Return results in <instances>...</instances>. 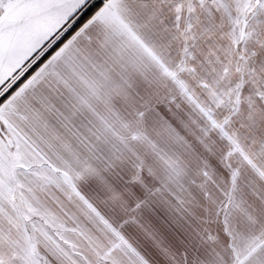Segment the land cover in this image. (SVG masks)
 I'll use <instances>...</instances> for the list:
<instances>
[{
  "label": "crops",
  "instance_id": "0c3cea01",
  "mask_svg": "<svg viewBox=\"0 0 264 264\" xmlns=\"http://www.w3.org/2000/svg\"><path fill=\"white\" fill-rule=\"evenodd\" d=\"M44 5H30L39 13L19 39H46ZM240 72L264 74V0L105 1L0 105V248L40 229L51 186L96 176L99 156L112 162L146 104L172 89L239 86L229 77ZM221 108L210 111L219 121ZM239 112L201 128L208 144L187 145L201 173L170 176V192L154 177L157 192L123 195V242L106 264H264V127ZM178 178L189 189L173 190Z\"/></svg>",
  "mask_w": 264,
  "mask_h": 264
},
{
  "label": "rangeland",
  "instance_id": "374dc122",
  "mask_svg": "<svg viewBox=\"0 0 264 264\" xmlns=\"http://www.w3.org/2000/svg\"><path fill=\"white\" fill-rule=\"evenodd\" d=\"M88 1L0 0V87L3 89L0 96L52 46L79 14L101 0ZM43 2L44 8H48L45 15L49 18L46 39H19L21 34H25L31 18L39 13L31 6ZM71 3L74 4L71 6ZM11 16L16 17V21H11ZM17 21L20 24L13 25ZM37 48L36 55L25 60ZM234 75L229 77L230 81L240 83L239 86L178 88L177 92L172 89L171 95L169 90L162 93L161 104H146V119L130 121V136L124 137L123 143L114 141V146H124V150L113 153V163L109 160V153L108 157L99 156L98 163L103 165L97 168L96 176L92 174L91 177L87 172L86 176L78 177L84 182L51 186L49 208L44 209L43 220L34 221V227L40 229L21 233L18 247L0 248V264H106V253L111 250L110 254L114 255L113 245L121 246L123 242L119 235L122 227L115 224L116 221H127L123 220L121 209L123 195L130 198L133 192H157L154 177L160 179L162 190L170 192V176H182L184 181L186 174L194 177L201 173L196 163L198 158L187 145L208 144V139L212 138L209 133L201 135V128L208 124L214 128L234 124L236 120L231 118H235L234 114L239 118L242 110L246 116L244 120H252L251 126L258 122L257 126L264 127V116L254 117L257 109H247L238 103V96H246L250 100L248 107L255 106L257 99L259 110L264 112V74L240 72V77ZM246 76L252 84L249 88L243 87L249 85ZM226 77L228 79V73ZM219 99H225V102L219 103ZM218 105L223 108L216 112L220 121L210 112ZM170 159H174L172 167L168 163ZM109 161L112 165L108 167ZM76 172L80 173L79 170ZM178 182L173 190L189 189L184 188L181 178ZM134 204H128V207ZM119 257L118 262H122Z\"/></svg>",
  "mask_w": 264,
  "mask_h": 264
},
{
  "label": "trees",
  "instance_id": "16d2710c",
  "mask_svg": "<svg viewBox=\"0 0 264 264\" xmlns=\"http://www.w3.org/2000/svg\"><path fill=\"white\" fill-rule=\"evenodd\" d=\"M102 2H95L84 13L79 14L78 18L72 25L48 48L37 61L28 67L20 78L15 81L7 91L0 96V105L17 89L19 88L59 47H61L77 30H79L103 5Z\"/></svg>",
  "mask_w": 264,
  "mask_h": 264
}]
</instances>
